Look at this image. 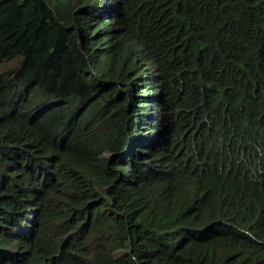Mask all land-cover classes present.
<instances>
[{
    "label": "trees",
    "instance_id": "1",
    "mask_svg": "<svg viewBox=\"0 0 264 264\" xmlns=\"http://www.w3.org/2000/svg\"><path fill=\"white\" fill-rule=\"evenodd\" d=\"M0 264H264V0H0Z\"/></svg>",
    "mask_w": 264,
    "mask_h": 264
},
{
    "label": "rangeland",
    "instance_id": "2",
    "mask_svg": "<svg viewBox=\"0 0 264 264\" xmlns=\"http://www.w3.org/2000/svg\"><path fill=\"white\" fill-rule=\"evenodd\" d=\"M23 58H24L23 55H17L16 57H14L10 60L1 62L0 63V72L4 71V70H8L10 68L18 67V65L22 63Z\"/></svg>",
    "mask_w": 264,
    "mask_h": 264
}]
</instances>
